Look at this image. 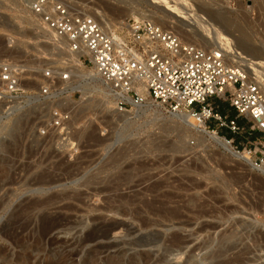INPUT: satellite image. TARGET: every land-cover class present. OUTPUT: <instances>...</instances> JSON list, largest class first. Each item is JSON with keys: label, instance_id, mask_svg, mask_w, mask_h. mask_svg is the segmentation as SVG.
Returning a JSON list of instances; mask_svg holds the SVG:
<instances>
[{"label": "rangeland", "instance_id": "374dc122", "mask_svg": "<svg viewBox=\"0 0 264 264\" xmlns=\"http://www.w3.org/2000/svg\"><path fill=\"white\" fill-rule=\"evenodd\" d=\"M29 1L0 0V66L11 63L19 69L21 82L20 91L12 98L0 84V264H12L19 243L29 249L40 248L38 254H48L54 261L56 254L76 252L69 261L72 264H84L91 256L94 264H264V166L251 169L244 159L223 152L207 134L154 103L123 115L107 107L113 108V101L103 90L92 93V101L84 106L80 104L82 93L68 94L60 80L55 81L49 96L41 97L39 88L46 71L56 78L69 73L71 85L81 79L70 72V54L63 44L54 41L30 13ZM55 1L87 17L101 11L96 20L103 27L109 23L113 32L120 29L122 21L148 15L169 27V22L175 21L174 9L182 4L189 18L176 23L191 33L192 39L171 30L184 43L219 47L232 56L249 58L254 54L264 62V0ZM191 6L193 9L188 8ZM207 11L223 13L230 26L217 24L216 29L209 19L205 27L208 34H201L205 21L194 14L207 17ZM237 28L250 35L257 53L242 50L246 39ZM224 41L235 49H229ZM81 62L84 74L94 72L91 64L84 59ZM260 76L251 71L254 80ZM96 87L104 88L98 83L92 86ZM102 100L112 103L102 107ZM209 101L223 105L221 114L236 117L226 100ZM59 109L70 115L65 131L52 128V113ZM237 121L246 129L250 126L242 117ZM220 132L228 134L225 137L233 138L235 144L260 136L257 132L234 136L226 130L210 134L222 139ZM41 173L53 175L57 183L40 191L27 185ZM101 189L104 194L100 192L96 199L90 195ZM60 193L84 197L82 205L74 203L73 211L62 212L65 222L58 232L43 235L35 220L22 233L16 225L10 228V213L22 203ZM116 196L126 198L121 207L131 210L133 219L100 210L120 206ZM150 202L152 216L144 206ZM87 204L93 205L88 208ZM162 207L177 211V219L163 220L166 209ZM135 217L149 218L156 224L141 228ZM101 222L118 229L106 239L86 241L87 234ZM55 234L59 241L73 236L72 243L55 244ZM173 235L181 238L179 244L172 242ZM33 259L26 264H36Z\"/></svg>", "mask_w": 264, "mask_h": 264}, {"label": "built area", "instance_id": "2783aa9c", "mask_svg": "<svg viewBox=\"0 0 264 264\" xmlns=\"http://www.w3.org/2000/svg\"><path fill=\"white\" fill-rule=\"evenodd\" d=\"M28 9L54 41H64L69 53L81 52L80 60L91 64L110 90L117 113L131 112L149 102L168 114L188 115L208 133L226 130L239 136L257 132L258 138L243 143L235 144L225 136L222 139L253 169L264 166V90L242 67L228 64L221 49L183 43L148 18H130L113 35L60 1L30 0ZM19 78V69L11 63L0 66V84L6 96L18 94ZM69 79L67 72L56 78L46 71L39 95L49 96L56 80ZM209 99L226 100L236 117L219 113ZM240 117L250 123L247 129L238 124ZM51 121L53 129L65 131L70 115L55 110Z\"/></svg>", "mask_w": 264, "mask_h": 264}, {"label": "bare ground", "instance_id": "6f19581e", "mask_svg": "<svg viewBox=\"0 0 264 264\" xmlns=\"http://www.w3.org/2000/svg\"><path fill=\"white\" fill-rule=\"evenodd\" d=\"M168 1H171V0H167V1H165V2H168ZM174 1H176V0H174ZM173 2V1H172ZM178 3V2H177ZM166 4H168V3H166ZM165 4H163V6H164ZM174 6H176L175 5V3L173 4ZM166 6V5H165ZM168 6H169V4H168ZM167 6V7H168ZM179 6V5H178ZM177 6V7H178ZM180 6L182 7V4H180ZM170 7H172V4H171V6ZM176 7V8H177ZM181 7H180V9H177V10H175L174 8V13H176V14H174L175 15V21H173V22H169V24H170V26L169 27H165L164 26V24H162L161 22H159L156 18H154V17H152L151 15H148V18L149 19H151L152 21H154L156 24H158L159 26H161L162 28L164 27V28H168L169 30H170V32H172V33H174V31H172L171 29H173V30H175L177 33H179V34H182L183 36H185V37H187V38H191L190 37V35H191V33H188V31H186V30H184V28L182 29L181 27L182 26H180V25H178V23H176V21L177 22H179V21H184L186 18H187V16H188V18H189V15H185V14H187L188 12H185V11H183L182 9L184 8H182L181 9ZM189 9H193L192 8V6H191V8L190 7H188ZM187 8V9H188ZM171 9V8H170ZM188 9V10H189ZM186 10V9H185ZM206 10H208V9H206ZM190 11V10H189ZM195 11V10H194ZM205 12V11H204ZM172 13V12H171ZM101 15V11H99V10H95L94 12H93V17H90L91 19H93V20H95V21H97L96 19V17H97V15ZM205 14V13H204ZM203 14V15H204ZM207 14H208V16H207ZM207 14H206V16L207 17H203L202 16V13H200V12H198L197 14L195 13L194 15H196L195 17H197V19L199 18L202 22H204V26L202 25L201 26V28H200V30H201V34H208V30H209V28H205L206 27V25L208 26V24H209V22L208 23H206V20L208 21L209 19H211V21L213 20V22H214V24H213V26L214 27H216V29H217V27H219V26H217V24H219L220 26H230V24H231V21L229 22L225 17H224V14L223 13H221V12H210V13H208V11H207ZM191 15V14H190ZM264 16V15H263ZM193 17V16H192ZM191 17V18H192ZM146 18V17H145ZM194 18V17H193ZM196 21H198V22H200L201 23V21H199V20H197L196 18H194ZM193 19V20H194ZM189 20V19H188ZM192 20V19H191ZM192 20V21H193ZM194 20V21H195ZM105 21V20H104ZM193 21V22H194ZM100 25L102 24L100 21H97ZM124 21H122V22H120L119 24L121 25V27H123V25H124V23H123ZM188 22V21H187ZM192 22V23H193ZM197 22V23H198ZM107 23V22H106ZM196 23V24H197ZM200 23H198V24H200ZM104 24V23H103ZM108 25H105L106 27H103L104 25H101L107 32H109V33H111V34H113L114 35V33H115V31L113 32V30H112V28H111V25L109 24V23H107ZM198 24H197V26H198ZM201 25V24H200ZM184 26V25H183ZM187 26V25H186ZM121 27H120V29H121ZM200 27V26H199ZM221 28V27H220ZM194 29V28H193ZM219 29V28H218ZM164 30H166V29H164ZM199 29H198V31H200ZM168 31V30H167ZM220 31V30H219ZM222 31V30H221ZM220 31V32H221ZM45 32H47V31H45ZM237 33L240 35V36H242V37H244L245 39H246V42H244V43H242L241 44V47H242V50H244L245 52H247V53H257L258 52V47H255V45L253 46L252 45V43L250 42L251 41V37H250V35L249 34H247V32L246 31H244V30H242V29H239V28H237ZM47 34H49V35H51L50 33H48L47 32ZM223 35V34H222ZM52 36V35H51ZM177 36V35H176ZM181 36V35H180ZM178 37V36H177ZM225 37H226V35H225ZM52 38H53V36H52ZM179 38V37H178ZM228 38V37H227ZM180 39V38H179ZM192 39V38H191ZM53 40H54V38H53ZM181 40V39H180ZM226 42L228 41V40H226V39H224ZM248 40V41H247ZM189 41V40H188ZM225 41H224V43H225ZM62 44H63V46L65 47V49L67 50V48H66V45H65V42L64 41H60ZM181 42H183L182 40H181ZM184 43V42H183ZM187 43V42H186ZM188 44V43H187ZM191 44V43H190ZM192 44H194V42H192ZM217 44V43H216ZM226 44V43H225ZM212 45H214L213 43H212ZM229 45H231L230 43H229ZM228 44H226V46L229 48V49H232V50H234L235 49V47H230ZM232 45H234V44H232ZM197 46V45H196ZM234 46H236V45H234ZM202 48H208V49H221L223 52H224V55L226 56V58L228 59V64H230V65H232V66H240V67H242L245 71H246V73L248 74V76L250 77V74H251V71L252 72H254V75H261L262 73L261 72H264V62L262 61V59L261 58H259V57H255L254 56V54H253V56H251V57H249L248 58V56L247 57H244V55H243V57H240V56H232L229 52H225L222 48H219V47H215V46H210V47H202ZM68 52V51H67ZM70 55H69V57H70V59H69V62H71L72 63V66H71V73L72 74H74V76L75 75H77L78 76V78H80L79 80L80 81H78L75 85H71V84H73V82L71 81V82H62V81H59L60 83H63L66 87H64V89L66 90V92L68 93V94H71L72 92H74V91H80L81 93H82V96H83V101L80 103V104H84V106H85V103L86 102H88V103H90V101H92V98H91V96H92V93H94V92H98V93H100V92H104L105 91V93L109 96V97H111V93H110V90L106 87V85H104V83L99 79V77L93 72H90L89 74H84L83 72H82V70H81V67H82V62H81V60H80V56H81V52L79 51V52H76V53H69ZM251 55V54H250ZM228 56L231 58V60L228 58ZM263 69V70H262ZM252 77V76H251ZM250 77V78H251ZM70 79H71V77H70ZM75 79V78H74ZM256 80H258V82L260 83V86H263L264 87V76L263 77H257V78H255ZM90 81V82H89ZM96 83H98L99 85L101 84L104 88L103 89H100V88H98V87H96V88H92V86H94V85H96ZM21 85V82H20V84H19V86ZM91 86V87H90ZM262 88V87H261ZM263 89V88H262ZM104 90V91H103ZM264 90V89H263ZM110 100H111V98H110ZM72 103V102H71ZM110 103H112V102H109V100L107 101V102H105V100L103 101H100V106H102V107H104L105 105H110ZM72 105L74 106V104L72 103ZM76 105V104H75ZM147 105V104H146ZM143 106V105H142ZM142 106H140V107H138V108H141ZM109 109H112V110H114V107L112 108L111 106H107ZM108 110V109H107ZM129 113V112H128ZM128 113H121V114H123V115H125V114H128ZM177 115V117H180L185 123H187V124H189L190 126H192V127H194L195 129H197L199 132H202V133H205V134H207V136H208V138L211 140V141H213V142H215L216 144H218V146L220 145L222 148H228V146L226 145V143H224L223 141H222V139H220L218 136H216V135H212V134H210V133H208V132H206L205 130L206 129H204L203 127V124H198V122L196 121V120H194V119H192L191 117H189L188 115H184V114H176ZM242 157H244L245 159H248V157L246 156V154H243V155H241ZM3 160H1V162H2ZM1 164V163H0ZM58 165V164H57ZM60 166V165H59ZM3 170V169H2ZM1 173V172H0ZM1 175V174H0ZM3 175V174H2ZM1 177V176H0ZM5 178V177H4ZM31 181V182H30ZM29 181V184H27V185H30V187H36V191H40V190H42V189H44V188H49L50 186H52V185H54V184H56L57 183V181L54 179V177H53V175H50V174H42L41 173V175H39V176H36V178H34V180H30ZM10 183H12V182H10ZM26 185V186H27ZM26 186H25V188H26ZM28 188V187H27ZM96 188V187H95ZM98 189V188H97ZM96 189V190H97ZM105 189V188H104ZM114 189V188H113ZM116 189V188H115ZM29 190V189H28ZM94 190V189H93ZM95 190V191H96ZM91 191V190H90ZM105 192H107L106 190H104ZM112 191V190H111ZM149 191H150V189H149ZM100 192H102L103 193V189H101V190H98V192H92L90 195H92V196H94V198L95 197H98V195L100 196ZM148 192V191H147ZM101 193V194H102ZM104 194V193H103ZM111 195V194H110ZM83 195L82 194H77V195H72V196H70V195H68V194H65V193H60V194H57V195H50V196H47V197H43V198H37V199H35V200H32V201H28L27 203H22V205H20V206H18L14 211H12L11 213H10V228H14V226L16 225L17 226V228L18 227H20V232H21V230L23 231V229H25V228H27L28 227V225L30 224V225H32V223H34V220L38 223V228L39 229H43V235H45V236H47V235H49V234H52V233H56V232H58L60 229H61V227L63 226V222H65V219H63V215H62V212L63 211H67V212H69V211H73L74 209H73V204L75 203V204H78V205H82V199H83V197H82ZM125 196V195H124ZM87 197V196H86ZM85 197V198H86ZM88 197H90V196H88ZM123 197V196H122ZM122 197H115V199H116V202H117V205H118V203L120 204V206H117V207H109V206H106V207H102L100 210H104L105 212H107V213H111V214H115V215H119V216H128V217H130L131 219H133L132 218V216H131V214H130V212H131V210L130 211H128L125 207H121V206H123V205H121V203L123 204L124 203V205H126L125 203H127V202H125L126 201V198L124 199V197L122 198ZM99 198H101V197H99ZM136 198V197H135ZM96 199V198H95ZM102 199L104 200L105 198H103L102 197ZM131 200V199H130ZM102 201V200H101ZM115 201V200H114ZM132 201V200H131ZM130 201V202H131ZM104 202H105V200H104ZM116 202H114V203H116ZM134 202V201H133ZM143 203H145V202H143ZM153 203V202H152ZM151 202H150V204L148 205V206H146V205H144L145 207H149L151 204H152ZM93 205V204H92ZM91 205V206H92ZM108 205H109V203H108ZM86 206V205H85ZM87 206H89L88 204H87ZM91 206H89L88 208H91ZM154 206V205H153ZM137 207V206H136ZM95 208V207H94ZM138 208V207H137ZM153 208V207H152ZM163 208V207H162ZM95 209H97V208H95ZM159 209V208H158ZM161 209V208H160ZM164 209H166V208H163V210ZM99 210V209H98ZM154 210H156V209H154ZM163 210H160L161 211V213H162V211ZM184 210V209H183ZM135 211H137V210H135ZM160 211H158V212H160ZM168 211V212H167ZM147 212H148V214L149 215H151L152 216V214L154 213V211H153V209H151L150 207L148 208V210H147ZM164 212H166V214L164 215V219L163 220H165V221H171L172 219H174L175 217H176V219H177V215H178V212L177 211H175V210H165V211H163V214H164ZM137 213V212H136ZM135 213V214H136ZM133 214V213H132ZM134 215V214H133ZM137 216V215H136ZM163 217V216H162ZM135 220L137 221V223H138V226H140L141 228H147V227H149V226H152V225H155L156 224V222H155V220L153 221V220H151V219H149V218H142V219H136V217H135ZM36 222H35V224H36ZM158 223V222H157ZM39 224H40V226H39ZM30 227V226H29ZM28 227V228H29ZM16 228V227H15ZM14 228V229H15ZM19 229V228H18ZM17 229V230H18ZM37 229V228H36ZM118 229V227H116L115 225H113V224H105L104 222H101L97 227H95V228H93V229H91V231L89 232V234H87V239H86V241H90V242H93V241H95V240H97V239H106L107 237H108V235L109 234H111V233H113V232H115L116 230ZM13 231V230H12ZM16 231V230H15ZM22 233V232H21ZM18 235V234H17ZM19 236V235H18ZM44 236V237H45ZM53 236V235H52ZM14 237V236H13ZM73 237V236H72ZM72 237H71V239H70V237H69V239H64V240H60L59 241V238L56 236V234H55V238L52 240L55 244H66V245H68L69 246V244L70 243H72L71 241L73 240L72 239ZM18 238H20V237H18ZM42 238V237H41ZM85 238V237H84ZM57 239H58V241H57ZM19 240V239H18ZM23 240V239H22ZM172 242H174V243H176V244H179V242H181V238L180 237H178V236H176V235H173L172 236ZM86 241H84V242H86ZM13 242V241H12ZM23 242V241H22ZM83 242V241H82ZM50 243H51V241H50ZM49 243V244H50ZM13 244V243H12ZM18 244V243H17ZM81 245H83V244H81ZM15 246V245H14ZM26 245H24V243L22 244H18V246H15V247H17V249H18V252L17 253H15V255H13L14 257H13V260L11 261L12 262V264H22V263H24V264H26V262L29 260V258H34V259H36L37 260V262H36V264H72L71 262H69V261H71V259H72V257L74 256V255H77L76 254V252H74V253H68L67 255H62L61 253H60V255H57L56 254V256H55V261L53 260V258H52V256H48V254L46 255H44V253H42V254H38V252H39V250L38 249H40V248H32V249H29L27 246V248L25 247ZM36 246V245H35ZM179 246H181V245H179ZM14 247V248H15ZM53 247V246H52ZM67 248V247H66ZM55 249V248H54ZM42 250V249H41ZM50 251V250H49ZM52 251H53V249H52ZM52 251H51V253H52ZM41 253V252H40ZM47 253V252H46ZM49 253V252H48ZM50 253V254H51ZM118 254V253H117ZM42 255H44V257H42ZM11 256V255H10ZM41 256V257H40ZM12 257V256H11ZM120 257V256H119ZM34 259H33V261H34ZM41 259H43V260H45L43 263H42V261H41ZM32 260V259H31ZM35 260V261H36ZM95 259H93V257L91 256V257H89L88 259H86V261H85V263L84 264H94V261ZM60 261V262H59ZM96 263V262H95ZM111 264H120V263H117V262H112ZM133 264H135V263H133Z\"/></svg>", "mask_w": 264, "mask_h": 264}, {"label": "trees", "instance_id": "16d2710c", "mask_svg": "<svg viewBox=\"0 0 264 264\" xmlns=\"http://www.w3.org/2000/svg\"><path fill=\"white\" fill-rule=\"evenodd\" d=\"M216 110L219 112V113H223L224 112V108H223V105H220V104H216ZM220 136H229L228 134L224 133V132H220ZM228 138V137H227Z\"/></svg>", "mask_w": 264, "mask_h": 264}, {"label": "water", "instance_id": "95a60500", "mask_svg": "<svg viewBox=\"0 0 264 264\" xmlns=\"http://www.w3.org/2000/svg\"><path fill=\"white\" fill-rule=\"evenodd\" d=\"M222 149H223V152H226L227 154H229L233 157H237L235 154H233V152L229 148H222ZM237 158H239V157H237ZM248 166L252 169V167L249 164H248Z\"/></svg>", "mask_w": 264, "mask_h": 264}]
</instances>
